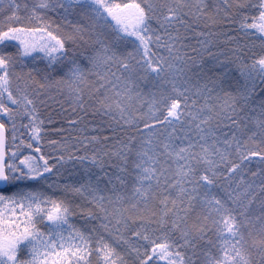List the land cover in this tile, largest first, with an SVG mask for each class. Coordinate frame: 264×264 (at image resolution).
I'll return each instance as SVG.
<instances>
[{
  "label": "snow or ice",
  "instance_id": "1",
  "mask_svg": "<svg viewBox=\"0 0 264 264\" xmlns=\"http://www.w3.org/2000/svg\"><path fill=\"white\" fill-rule=\"evenodd\" d=\"M0 264H264V0H0Z\"/></svg>",
  "mask_w": 264,
  "mask_h": 264
},
{
  "label": "rangeland",
  "instance_id": "2",
  "mask_svg": "<svg viewBox=\"0 0 264 264\" xmlns=\"http://www.w3.org/2000/svg\"><path fill=\"white\" fill-rule=\"evenodd\" d=\"M116 2H120V0H116ZM123 2L127 3V2H130V0H123ZM137 2H139V0H137ZM191 2L194 3L195 0H191ZM217 29H219V28H217ZM219 30L221 31V29H219ZM191 43H192L193 45H195V40L191 41ZM255 43H256V44H259V41L257 40V41H255ZM25 63L30 64V61H25ZM145 91H147L146 88H145ZM55 93H56V92H55ZM54 97H55V96H54ZM55 99H56V100H52V101H51V102H52V106H51L50 108H46V107H45V108H46L45 110H44L43 108H41V112L43 113L42 118H45V117L49 114V111H51V110H58V109H59V104L57 103V101H62V100H64V99H65V96L58 94V95L55 97ZM64 107L67 108L68 105L65 104ZM72 118H74V117L69 116V119H72ZM57 119H59V117H58ZM55 126H56L57 128L63 127V128L65 129V131H64L63 133H61L60 136H55V135H51V134H49V135L46 137V139H60V138H62V137H64V136H75V135L77 134L76 132L72 131V130L69 128V125H68L67 121H64V123H62V124H61V123H57ZM88 134H90V135H94L95 133H88ZM44 150H45L46 152L49 151V149H48L47 147H45ZM57 154H58V153H57Z\"/></svg>",
  "mask_w": 264,
  "mask_h": 264
},
{
  "label": "trees",
  "instance_id": "3",
  "mask_svg": "<svg viewBox=\"0 0 264 264\" xmlns=\"http://www.w3.org/2000/svg\"><path fill=\"white\" fill-rule=\"evenodd\" d=\"M197 30H201V29H197ZM212 31H220L219 29H217V28H213V29H211ZM221 39H223V37H221ZM257 45V47L254 49V51H256V52H259V44H256ZM59 93H55V92H53V93H50V95H53V96H57ZM54 100H56V99H54ZM52 100H50L49 101V107H46V108H50L51 106H52V102H51ZM44 110L46 109L45 107H42ZM25 123H26V121H25Z\"/></svg>",
  "mask_w": 264,
  "mask_h": 264
}]
</instances>
